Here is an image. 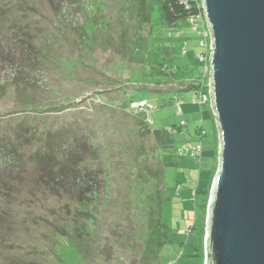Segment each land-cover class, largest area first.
Here are the masks:
<instances>
[{
    "label": "rangeland",
    "instance_id": "1",
    "mask_svg": "<svg viewBox=\"0 0 264 264\" xmlns=\"http://www.w3.org/2000/svg\"><path fill=\"white\" fill-rule=\"evenodd\" d=\"M159 17L156 0H0V143H16L6 144L16 151L10 170L0 158V264H157L151 253L141 258L148 238L144 199L152 189L136 176L133 153L141 142L118 108L132 97L155 106L149 112L153 128L168 129L186 119V130L175 136L178 143L191 141L188 131L195 136L197 126L207 131L200 162L183 158L184 166L166 169L168 186H182L174 199L182 226H175L158 260L190 264L189 258L180 259L189 250L181 243L192 237L183 235L186 219L178 208L187 205V215L195 218L202 199L197 195L195 203L192 186L199 169L213 161L217 172L221 139L209 110L201 113L191 103L194 91L180 93L183 113L174 96L165 94L187 88L197 75L173 83L179 85L155 82L157 71L148 66L163 60L167 49L171 62L202 71L198 41L184 42L190 23L169 30L160 27ZM70 125L74 136L87 130L100 147L87 144L92 151L78 161L79 142L63 138L44 168L36 154L49 148L45 135ZM70 157L74 168L86 167L83 179L62 173ZM146 159L149 164L153 157ZM209 197L202 203L203 233ZM169 211L166 200V219Z\"/></svg>",
    "mask_w": 264,
    "mask_h": 264
},
{
    "label": "water",
    "instance_id": "2",
    "mask_svg": "<svg viewBox=\"0 0 264 264\" xmlns=\"http://www.w3.org/2000/svg\"><path fill=\"white\" fill-rule=\"evenodd\" d=\"M219 167L204 264H264V0H203Z\"/></svg>",
    "mask_w": 264,
    "mask_h": 264
},
{
    "label": "trees",
    "instance_id": "3",
    "mask_svg": "<svg viewBox=\"0 0 264 264\" xmlns=\"http://www.w3.org/2000/svg\"><path fill=\"white\" fill-rule=\"evenodd\" d=\"M157 5H158V12L160 15V24L161 28L166 27L169 30L174 29L175 27H178L180 24H183V22H188V18L190 16H194L198 13L199 9V4L201 3V0H156ZM186 1V2H185ZM179 28V27H178ZM185 33L188 31L183 30ZM192 34H194L191 30H189ZM196 36V34H194ZM197 40V39H196ZM198 41V40H197ZM199 46V44H198ZM200 47V46H199ZM188 51V49H185ZM167 52H164V57L163 60H158L157 58L153 63L149 64L148 67L150 68H155L157 71V79L155 80L156 83H158L160 86H166L167 83H170L172 85L175 81H177L179 78L183 77H189L193 75H197V77L193 80L195 83H189L187 88L185 89H177V91H167L165 94L174 96V101L176 102V105L179 107V111L183 113V100L180 98L181 94L184 92H188L190 90L194 91V97H196L198 92L202 91H207V87L205 85V78L203 74V69L201 66L202 71L199 72L198 69L195 67H191L190 65L177 62L173 63L171 62V59L169 58V55H171V52L167 49ZM201 51L200 50L198 52ZM155 58V57H154ZM198 58V57H197ZM199 60V59H198ZM200 61V60H199ZM202 63V62H201ZM146 67V68H148ZM180 80V79H179ZM176 85H179L176 84ZM179 87V86H178ZM156 92V91H155ZM197 92V93H196ZM158 93L161 94L160 91ZM139 94V93H138ZM193 97V98H194ZM193 98L190 99L191 103L199 110L202 111L207 108V106H201L198 105L197 103L193 102ZM145 99V98H143ZM137 100V98L132 97L131 100L127 103H122L118 107L119 109H122L123 115L130 119L132 126L137 129L138 131V137L140 139V145L137 147L136 151L137 153L135 154V160L137 162L136 169H137V178L141 180V183L144 185H150V188L152 189L151 192L147 195V197L144 199L145 203L143 206V215L145 217V225L147 227L148 233H147V239H146V246L144 247L145 250L141 256V258L147 259L148 256L151 253V257H153V260L157 261V264H174L172 262H167V263H160L158 260V255L161 251L162 245L170 241L171 236L170 234L172 232H175V226H182L180 221H177L175 219V198L177 193L179 194V191H181L180 185H178L177 190H173L168 186L167 183V177H166V169L171 166V167H182L184 166L182 164V159L187 158L189 161H197L200 162L203 159L204 156V137L207 134V131L203 126H197L196 128V135L193 136L191 133L188 131V136L189 140L182 141L178 143L176 141V134L185 131L188 126V122L186 119H183L179 126L173 125L169 127L168 129L164 128H153L152 122L153 119L150 118L149 112L150 110L147 111H140L139 109H136L131 106V104L135 101H143ZM152 107L155 109V106L150 103L147 99H145ZM152 110V109H151ZM117 111V110H116ZM74 126L76 124H73ZM70 125V128L66 127L62 131L59 130L57 131L56 129H52L48 135H45L47 137L48 141V149H39L38 153L36 154V158L39 159V162L43 164L44 168H47L53 158L55 157L57 151L59 150V147H61L59 144H61L63 141L62 139L66 137H73L75 133H73V128L74 126ZM80 129V127H79ZM113 130V128H112ZM39 132V131H38ZM37 132V134H38ZM41 132V131H40ZM87 130L85 131V135L81 134L79 135L78 133L74 136L73 141L76 138V141L79 142L78 145H80L81 150L78 151L76 149L75 151V156L78 158V161L84 162V155L85 152L89 149L87 147V144L92 146V149H95V146H99L100 144L96 145L94 142L91 141V133H86ZM106 132V130L104 131ZM108 133V131L106 132ZM43 134V133H42ZM109 134V133H108ZM87 135L89 137H87ZM80 136V137H78ZM45 138V137H44ZM49 138V139H48ZM46 140V141H47ZM6 143H3L2 145L0 143V158L2 160L5 169L11 168L13 163H16L15 161L12 160L13 156L15 157L16 151L13 149L7 148L6 144L10 143L15 145L16 143H11L8 139H6ZM72 141V142H73ZM89 142V143H88ZM202 144L203 149H202V155L201 156H196V157H176L174 154H177V150L180 148L181 145L183 144ZM3 146V147H2ZM102 148V147H101ZM92 149L90 151H92ZM100 151V150H99ZM62 153V152H61ZM84 153V154H83ZM161 153H165L164 156L161 157ZM174 153V154H173ZM62 155V154H61ZM153 157V160L148 164L146 156ZM155 156L157 157V160H155ZM141 158V159H140ZM144 160V161H143ZM70 166H68L67 170L63 169V174L65 175H70V172H73L71 175L74 179L80 180L83 179V175L85 174L86 167L80 166L79 164L77 166H74L73 157H70ZM74 162V161H73ZM1 163V164H2ZM12 164V165H11ZM16 167V165L14 166ZM84 167V168H83ZM201 168V166H200ZM71 169V170H68ZM3 172V171H2ZM77 172H80V174H77ZM4 173V172H3ZM1 174V172H0ZM216 174V169H215V163L214 161L211 163V165L208 166V168L199 169V178L195 180L194 186H192L193 189V194H194V199L199 195L202 199V202L198 205L196 204L195 206V213L196 216L195 218H190V216L187 215V211L185 207L187 206H182L180 209L181 215L183 216L181 219L185 218L186 219V225L183 228V235H187L188 237H192V240L189 238L187 239L184 243H181L182 246L188 245L189 250L188 252H184L181 257H186L189 258V260L186 263L190 264H204L205 258H204V240L206 236V231L201 232L200 227L203 226V223L201 222V215H202V203L205 200L204 197L206 194H209L211 191V185L213 183V180L215 178ZM2 175V174H1ZM82 176V177H81ZM85 176V175H84ZM64 178V176H62ZM53 180H56L55 177L52 178ZM87 181V180H86ZM172 192L171 195H169L165 198V194L167 192ZM170 202V215L168 219L164 216V204L165 201ZM196 203V199H195ZM187 208V207H186ZM189 220V222H188ZM202 236H201V234ZM190 240V241H189ZM179 260V259H177ZM181 261V260H179ZM150 264V263H149Z\"/></svg>",
    "mask_w": 264,
    "mask_h": 264
},
{
    "label": "built area",
    "instance_id": "4",
    "mask_svg": "<svg viewBox=\"0 0 264 264\" xmlns=\"http://www.w3.org/2000/svg\"><path fill=\"white\" fill-rule=\"evenodd\" d=\"M186 2V1H185ZM198 13L194 16H190L188 18V22L190 23V30L196 34L198 44L201 47V51L196 54V57L202 62V69L204 72L205 81H209L205 83L207 87V91H200L196 97L193 98V102L197 103L198 105H205L210 106L212 109V99H211V80H210V73H211V66H210V59L211 53L213 49L212 45V33H210L209 22L206 17V13L204 10L203 0L199 4ZM186 52V50H185ZM207 78V79H206ZM197 93V92H196ZM132 107L139 109L140 111H147L153 109V107L145 100L143 101H135L131 104ZM202 144H195V143H188L183 144L177 150L179 157H196L202 155Z\"/></svg>",
    "mask_w": 264,
    "mask_h": 264
},
{
    "label": "crops",
    "instance_id": "5",
    "mask_svg": "<svg viewBox=\"0 0 264 264\" xmlns=\"http://www.w3.org/2000/svg\"><path fill=\"white\" fill-rule=\"evenodd\" d=\"M186 33H189V34H187V35H185ZM185 34H182V35H185V41L184 42H186V44L188 45V42H189V40H193V42H195L196 41V37H195V35L194 34H192L190 31H187ZM189 38V39H188ZM185 44V45H186ZM185 48H187L186 46H185ZM198 52H196L195 51V54H197ZM207 109L209 110V112H210V115L212 116V121H213V127H214V122H216V117L214 116V114H213V111L211 110V108H210V106H207ZM217 123V122H216ZM214 128H216V127H214ZM215 134V133H214Z\"/></svg>",
    "mask_w": 264,
    "mask_h": 264
}]
</instances>
